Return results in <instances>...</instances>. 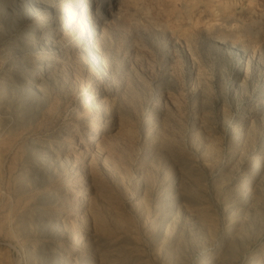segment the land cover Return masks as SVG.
<instances>
[{
	"label": "rangeland",
	"instance_id": "obj_1",
	"mask_svg": "<svg viewBox=\"0 0 264 264\" xmlns=\"http://www.w3.org/2000/svg\"><path fill=\"white\" fill-rule=\"evenodd\" d=\"M0 264H264V0H0Z\"/></svg>",
	"mask_w": 264,
	"mask_h": 264
},
{
	"label": "bare ground",
	"instance_id": "obj_2",
	"mask_svg": "<svg viewBox=\"0 0 264 264\" xmlns=\"http://www.w3.org/2000/svg\"><path fill=\"white\" fill-rule=\"evenodd\" d=\"M60 214H63V212H61Z\"/></svg>",
	"mask_w": 264,
	"mask_h": 264
}]
</instances>
